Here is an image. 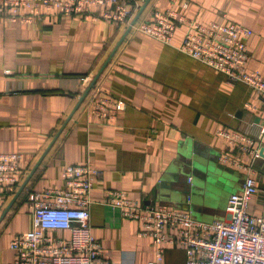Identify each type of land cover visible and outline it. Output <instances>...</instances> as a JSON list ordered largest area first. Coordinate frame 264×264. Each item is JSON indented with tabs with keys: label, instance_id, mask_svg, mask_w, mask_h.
Instances as JSON below:
<instances>
[{
	"label": "crops",
	"instance_id": "1",
	"mask_svg": "<svg viewBox=\"0 0 264 264\" xmlns=\"http://www.w3.org/2000/svg\"><path fill=\"white\" fill-rule=\"evenodd\" d=\"M153 9L250 29L247 69L264 78V0H149L134 15L136 23ZM128 28L79 15L46 14L32 23L0 16V154L21 156L18 185L0 189V264L13 262L10 241L32 229L30 194L64 188L62 171L70 164L100 172L89 195V224L114 264H147L156 252L140 222L104 204L108 191L170 208L186 205L201 222L223 220L229 196L245 179L240 163L252 167L257 183L247 211L264 216V158L258 155L264 154V98L177 50L182 26L170 45ZM102 98L119 104L115 113L112 103L106 116L95 113ZM220 131L247 135L250 151ZM225 156L235 163L223 162ZM187 159L198 167L185 193L172 187ZM47 234L70 237L66 230ZM163 249L162 264L185 263L182 249Z\"/></svg>",
	"mask_w": 264,
	"mask_h": 264
},
{
	"label": "built area",
	"instance_id": "2",
	"mask_svg": "<svg viewBox=\"0 0 264 264\" xmlns=\"http://www.w3.org/2000/svg\"><path fill=\"white\" fill-rule=\"evenodd\" d=\"M144 2L0 0V16L10 22L32 23L46 14L79 15L85 20L129 27ZM181 26L184 38L177 50L223 74L228 83H243L264 98V78L259 72L247 69L250 29L234 23H200L173 9H153L147 20L135 23L131 30L170 45ZM108 103L114 105L112 113H115L119 104L104 98L94 105L95 113L106 116ZM245 107L252 108L248 103ZM219 134L229 142L238 143L241 151H250L253 144L244 134L226 131ZM260 134H264V113ZM221 159L235 163L231 157ZM20 160L18 153L0 154V189L12 192L16 188L21 176ZM238 165L245 169V179L242 189L229 196L227 217L223 220L201 222L190 211L133 201L120 191H108L103 202L118 208L124 217L140 222L141 235L150 237L155 246L156 258L147 264H162L164 245L182 249L184 264H264V216H253L247 211L257 191L255 174L251 166ZM99 175L88 164L66 165L62 171L64 188H45L30 194L32 229L10 241L9 249L14 253L11 264H114L103 257L102 247L93 237L89 224V195ZM54 230L69 231L70 237L60 239L47 234Z\"/></svg>",
	"mask_w": 264,
	"mask_h": 264
},
{
	"label": "water",
	"instance_id": "3",
	"mask_svg": "<svg viewBox=\"0 0 264 264\" xmlns=\"http://www.w3.org/2000/svg\"><path fill=\"white\" fill-rule=\"evenodd\" d=\"M149 0H145L144 2V6L141 8L142 10L145 8V5H147ZM139 15V14H138ZM138 15H136L134 17V19L132 20L131 22V26L134 25L136 23V20L138 18ZM131 26H129V28L127 29V32H129L131 30ZM117 47L113 50V52L110 54V56L108 57L107 61L105 62L104 66L102 67V69L98 72V74L95 76V78L92 80L90 86L87 88L86 92L84 93V95L82 96V98L80 99V102L83 100V98L85 97V95L91 90V88L94 86L96 80L98 79L100 73L102 72V70L104 69V67L107 65L108 61L111 59V57L113 56L114 52L116 51ZM258 155L262 158H264V154H263V150H260ZM257 158H255L256 160ZM254 166V165H253ZM197 167H198V164L197 162L194 160H190V159H187V160H184V164H183V168L180 169V171L182 172V175H181V180H179L178 183H176V186L175 187H172L174 189H177V187H179L180 190L177 189V191H181V192H187L186 189H188V184L191 185L193 180H192V177L191 175H194L196 176L197 174ZM200 168V167H199ZM210 178V177H209ZM161 187H164L165 188V185L164 184H161ZM23 186H21V188L18 190V192L16 193L15 195V198L17 197V195L20 193V191L22 190ZM188 196V195H187ZM14 198V199H15ZM190 198V196H189ZM174 208H178V209H183V210H187V211H190L192 216H193V213H192V210L190 209V207H187L186 205L182 206V205H177V206H173ZM194 217V216H193Z\"/></svg>",
	"mask_w": 264,
	"mask_h": 264
},
{
	"label": "rangeland",
	"instance_id": "4",
	"mask_svg": "<svg viewBox=\"0 0 264 264\" xmlns=\"http://www.w3.org/2000/svg\"><path fill=\"white\" fill-rule=\"evenodd\" d=\"M186 197V196H185Z\"/></svg>",
	"mask_w": 264,
	"mask_h": 264
}]
</instances>
